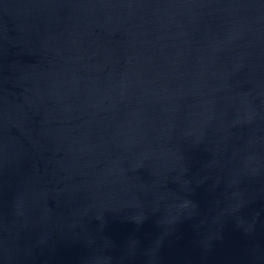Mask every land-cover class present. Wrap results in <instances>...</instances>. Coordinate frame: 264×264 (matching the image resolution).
I'll use <instances>...</instances> for the list:
<instances>
[{
	"label": "water",
	"instance_id": "1",
	"mask_svg": "<svg viewBox=\"0 0 264 264\" xmlns=\"http://www.w3.org/2000/svg\"><path fill=\"white\" fill-rule=\"evenodd\" d=\"M0 264H264V0H0Z\"/></svg>",
	"mask_w": 264,
	"mask_h": 264
}]
</instances>
